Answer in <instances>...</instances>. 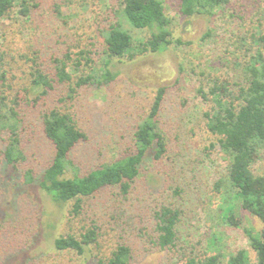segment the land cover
I'll return each instance as SVG.
<instances>
[{"label": "rangeland", "instance_id": "374dc122", "mask_svg": "<svg viewBox=\"0 0 264 264\" xmlns=\"http://www.w3.org/2000/svg\"><path fill=\"white\" fill-rule=\"evenodd\" d=\"M32 2L38 6L29 17L0 23L4 72L0 97L8 104L13 98L22 100L18 110L26 154L17 168L10 165L4 155L9 134L0 131V264H100L120 244L131 248L129 264H186L190 258L218 252L227 260L240 248L247 249L255 263L256 253L244 229H260L262 223L238 201L234 214L240 226L223 220L221 206L229 195L225 185L218 188L216 181L226 172V161L219 148L211 147L217 137L204 116L210 104L198 88L213 79H227L237 89L240 63L264 51V0H231L214 17L182 16L178 0H165L174 36L182 44L133 61L115 59L110 66L112 81L83 86L70 99V81L54 82L47 95H41L42 88L33 82L35 74L41 70L53 75L56 58L66 54L75 58L80 49L90 50L100 66L103 38L98 31L110 21L107 17H113L110 8L117 0ZM126 27L135 37L150 33ZM69 71L73 73L72 68ZM159 87L167 89L158 122L168 149L159 160L147 154L127 194L118 187L104 189L83 198L76 214L74 201L57 203L38 181H25L28 170L40 176L54 154L43 132V112L53 108L69 112L86 132L87 140L72 154L82 175L132 147L137 125L148 115ZM254 171L264 174L262 160L255 163ZM166 204L179 208L181 214L175 245L162 249L155 242L156 212ZM90 228H96L97 243L84 253L56 248L57 237Z\"/></svg>", "mask_w": 264, "mask_h": 264}, {"label": "trees", "instance_id": "16d2710c", "mask_svg": "<svg viewBox=\"0 0 264 264\" xmlns=\"http://www.w3.org/2000/svg\"><path fill=\"white\" fill-rule=\"evenodd\" d=\"M230 1L178 0V11L186 17H214ZM37 6L38 3H33L32 0H0V23L6 18L17 20L20 16L29 17L32 8ZM111 14L112 18H106L110 21L98 31L103 38L100 66L92 58L91 51L86 49H80L75 58L69 54L65 58H56V71L53 75L41 70H37L35 74L33 82L36 87L42 88L41 95H47L54 82L70 81L67 95L70 99L83 86H102L112 81L115 75L110 66L115 59L133 61L139 56L163 52L172 45L182 44L174 36L173 19L165 0H117V4L110 8ZM126 25L132 30H148L150 33L147 37H135ZM1 46L0 43V77L3 78ZM248 56L250 58L246 63H240L241 82L234 83L237 89L232 88L231 81L227 79H213L208 84H200L198 93L210 104L204 116L207 128L217 137L216 143H212L211 147L219 148L226 161V172L216 181L218 188L225 185L229 195L221 206L223 220L240 226L234 214V202L238 201L243 209L257 216L262 223L260 229H244L250 246L256 253V262H252L247 249L240 248L227 260L218 252L203 259L190 258L186 264H264V174L254 171L258 160H262L264 166V51L258 50ZM69 68H72L73 73ZM166 90V87L157 89L148 115L137 125L133 134L132 147L112 162L104 163L82 175L78 172L72 154L79 143L87 140L86 132L78 127L69 112L59 108L43 112V132L52 143L54 154L40 176L28 170L25 181H38L40 187L57 203L74 201L73 211L76 214L81 209L83 198L104 189L118 187L123 194H127L131 183L140 174L147 154L151 152L153 158L159 160L167 152L166 136L158 122ZM37 100L38 98L34 102ZM21 101L13 98L11 104H8L4 96L0 97V131H8L9 134L4 155L14 168L26 158L20 136L21 117L18 106ZM69 172L72 173L71 176H67ZM180 214L179 208L167 204L156 212L155 242L160 248L175 245ZM97 237L96 228H90L79 235L67 233L57 237L55 246L59 250L84 253L87 246L97 243ZM131 257V248L120 244L107 262H99L129 264Z\"/></svg>", "mask_w": 264, "mask_h": 264}]
</instances>
